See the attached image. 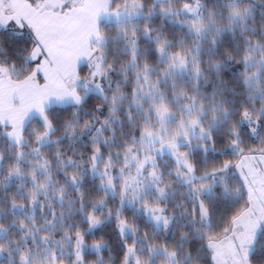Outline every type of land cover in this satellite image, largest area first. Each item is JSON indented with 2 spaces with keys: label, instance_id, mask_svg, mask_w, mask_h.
I'll return each mask as SVG.
<instances>
[{
  "label": "snow or ice",
  "instance_id": "1",
  "mask_svg": "<svg viewBox=\"0 0 264 264\" xmlns=\"http://www.w3.org/2000/svg\"><path fill=\"white\" fill-rule=\"evenodd\" d=\"M0 264H264V0H0Z\"/></svg>",
  "mask_w": 264,
  "mask_h": 264
},
{
  "label": "trees",
  "instance_id": "2",
  "mask_svg": "<svg viewBox=\"0 0 264 264\" xmlns=\"http://www.w3.org/2000/svg\"><path fill=\"white\" fill-rule=\"evenodd\" d=\"M157 23H158V21H157ZM109 232H110V229H105V232H104V233H100L99 235H106V234L109 233ZM99 235L89 236V237H87V241H88L89 243H91V241H92L93 239H98V238H99Z\"/></svg>",
  "mask_w": 264,
  "mask_h": 264
}]
</instances>
